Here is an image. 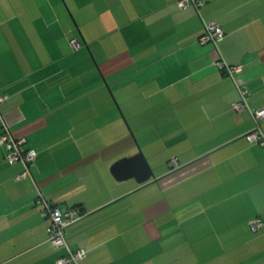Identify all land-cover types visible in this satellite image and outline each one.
Returning a JSON list of instances; mask_svg holds the SVG:
<instances>
[{"label": "crops", "instance_id": "obj_1", "mask_svg": "<svg viewBox=\"0 0 264 264\" xmlns=\"http://www.w3.org/2000/svg\"><path fill=\"white\" fill-rule=\"evenodd\" d=\"M209 21L224 36L201 44ZM239 87L264 106V0H0V132L37 152L15 180L0 147V264L67 253L39 193L83 212L65 229L76 264H264V223L248 225L264 221V145L231 107ZM128 126L155 176L142 184L110 172L137 152Z\"/></svg>", "mask_w": 264, "mask_h": 264}, {"label": "built area", "instance_id": "obj_2", "mask_svg": "<svg viewBox=\"0 0 264 264\" xmlns=\"http://www.w3.org/2000/svg\"><path fill=\"white\" fill-rule=\"evenodd\" d=\"M180 8L193 5L194 7H199L202 5L204 0H175ZM224 31L221 26L215 21H209L204 23L202 32L198 35L197 40L201 44L205 43H215L218 39L222 38ZM74 48L79 47L77 41H71ZM213 64L217 66L220 70L226 71L228 74L233 75L240 69V66L231 65L226 63L222 59H215ZM240 98L236 100L231 107L234 110L240 111L242 109L248 108L251 118L253 119V126L248 129L245 133V137L248 142H257L260 145H264V131L261 130L260 121L264 120V106L257 109H249L246 102V96L248 91L244 87H239ZM6 97L0 94V103L4 101ZM8 126L3 123L2 131L0 132V147L4 149V161L8 164L21 162L23 164V169L18 172L14 179L18 180L26 175L31 174L30 166L34 161L37 152L33 148H24L26 143V138L24 136H14ZM171 164L176 162L175 158L170 160ZM37 203H42V212L44 215L49 217V225L47 227V241L52 245V247H63L67 250L65 255H61L56 258V264H76L78 260L86 255L84 249L72 250L69 247L66 237L65 229L73 221L79 219L83 212L79 210V207H70L66 210H60V208L50 204L41 193L35 199ZM264 223L260 217H255L248 222L251 229L256 230Z\"/></svg>", "mask_w": 264, "mask_h": 264}, {"label": "water", "instance_id": "obj_3", "mask_svg": "<svg viewBox=\"0 0 264 264\" xmlns=\"http://www.w3.org/2000/svg\"><path fill=\"white\" fill-rule=\"evenodd\" d=\"M113 100L115 99L112 95ZM116 106L118 104L114 100ZM120 112V110H119ZM121 113V112H120ZM129 131L131 132L129 126ZM145 155L140 148L137 149V152L130 156H125L120 159H117L110 168V172L113 174L116 180H125L128 178H134L139 184L147 182L151 179H155L151 167L145 159Z\"/></svg>", "mask_w": 264, "mask_h": 264}, {"label": "rangeland", "instance_id": "obj_4", "mask_svg": "<svg viewBox=\"0 0 264 264\" xmlns=\"http://www.w3.org/2000/svg\"><path fill=\"white\" fill-rule=\"evenodd\" d=\"M69 13V12H68ZM70 14V13H69ZM71 16V15H70ZM72 17V16H71ZM70 17V18H71ZM73 19V18H72ZM74 21V20H73ZM78 32H79V30H77ZM107 89V88H106ZM107 91H108V89H107ZM109 92V91H108ZM121 118L123 119V121H124V118H123V116L121 115ZM127 128V127H126ZM127 130H128V128H127ZM129 132V131H128ZM132 132V131H131ZM130 132V135H131V137H132V141H133V145H135L136 146V150L138 149V148H140L141 150H142V148L140 147L141 145H140V143L138 142V140H137V138H136V135H134V133L132 132L131 133ZM119 143V142H118ZM118 145V144H117ZM143 151V150H142ZM144 153V152H143ZM172 159V158H171ZM171 159H169V160H171ZM151 160V162H153V164L154 165H158V164H161L162 163V158H152V159H150ZM171 163V162H170Z\"/></svg>", "mask_w": 264, "mask_h": 264}, {"label": "trees", "instance_id": "obj_5", "mask_svg": "<svg viewBox=\"0 0 264 264\" xmlns=\"http://www.w3.org/2000/svg\"><path fill=\"white\" fill-rule=\"evenodd\" d=\"M25 145V144H24ZM25 148V147H24ZM7 164V163H6ZM54 206V205H53Z\"/></svg>", "mask_w": 264, "mask_h": 264}]
</instances>
